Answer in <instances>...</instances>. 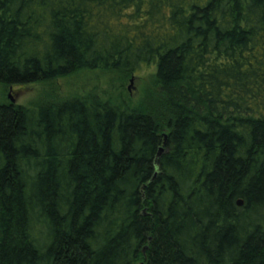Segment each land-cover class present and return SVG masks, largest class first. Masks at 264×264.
Instances as JSON below:
<instances>
[{
	"label": "trees",
	"instance_id": "16d2710c",
	"mask_svg": "<svg viewBox=\"0 0 264 264\" xmlns=\"http://www.w3.org/2000/svg\"><path fill=\"white\" fill-rule=\"evenodd\" d=\"M151 67L0 101V264H264V0H0L4 87Z\"/></svg>",
	"mask_w": 264,
	"mask_h": 264
},
{
	"label": "rangeland",
	"instance_id": "374dc122",
	"mask_svg": "<svg viewBox=\"0 0 264 264\" xmlns=\"http://www.w3.org/2000/svg\"><path fill=\"white\" fill-rule=\"evenodd\" d=\"M153 73V67L142 68L131 75L100 69L81 70L52 81L13 85V87H4L0 84V101H5L6 97L10 99L12 94L15 103L30 105L94 91L102 97H111L118 102L137 103L143 98L145 90L152 86Z\"/></svg>",
	"mask_w": 264,
	"mask_h": 264
},
{
	"label": "water",
	"instance_id": "95a60500",
	"mask_svg": "<svg viewBox=\"0 0 264 264\" xmlns=\"http://www.w3.org/2000/svg\"><path fill=\"white\" fill-rule=\"evenodd\" d=\"M129 89H130V87H129ZM10 100H11V102L12 103H15V98L12 96V94H10ZM166 143V141H164V144ZM164 152V147L163 146H161V148H160V150H159V152H158V157H160L161 155H162V153ZM239 204H242V202L241 201H239Z\"/></svg>",
	"mask_w": 264,
	"mask_h": 264
}]
</instances>
